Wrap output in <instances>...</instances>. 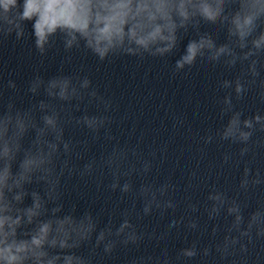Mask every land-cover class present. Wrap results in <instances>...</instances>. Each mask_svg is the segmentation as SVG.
<instances>
[{"label": "clouds", "instance_id": "9594fccd", "mask_svg": "<svg viewBox=\"0 0 264 264\" xmlns=\"http://www.w3.org/2000/svg\"><path fill=\"white\" fill-rule=\"evenodd\" d=\"M185 10L184 19L195 22H221L230 25V36L247 55H264V0H177ZM233 11H229L233 8ZM197 42L190 41L185 54L177 61L178 67L191 63L197 53ZM221 53L226 49L221 47ZM238 91L240 89H237ZM255 119L259 120V117ZM251 127L250 121H245ZM18 153L10 150L4 155L0 144V264H63L59 253L53 249L59 245L51 243L41 235L37 226L27 239L22 240V229L34 222V207L22 208L23 183L16 187L29 158L27 152L17 159ZM35 195V194H34ZM19 209V210H17ZM38 243H33V240Z\"/></svg>", "mask_w": 264, "mask_h": 264}]
</instances>
